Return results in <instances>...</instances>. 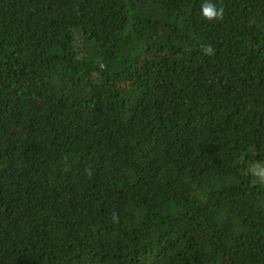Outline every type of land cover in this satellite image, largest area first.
<instances>
[{
	"label": "trees",
	"instance_id": "1",
	"mask_svg": "<svg viewBox=\"0 0 264 264\" xmlns=\"http://www.w3.org/2000/svg\"><path fill=\"white\" fill-rule=\"evenodd\" d=\"M205 2L0 0V264H264V0Z\"/></svg>",
	"mask_w": 264,
	"mask_h": 264
},
{
	"label": "clouds",
	"instance_id": "2",
	"mask_svg": "<svg viewBox=\"0 0 264 264\" xmlns=\"http://www.w3.org/2000/svg\"><path fill=\"white\" fill-rule=\"evenodd\" d=\"M201 14L202 17L208 21L219 20L223 18V8L217 9L216 5L207 2L206 0V2L201 5ZM204 53L205 55H212V47L210 45L205 46ZM254 175H256L259 180L264 183V169L254 170Z\"/></svg>",
	"mask_w": 264,
	"mask_h": 264
}]
</instances>
